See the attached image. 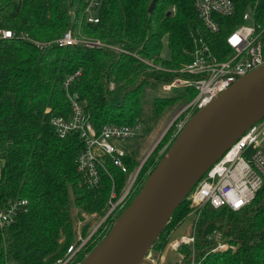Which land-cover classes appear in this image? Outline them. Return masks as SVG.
<instances>
[{"label": "trees", "instance_id": "1", "mask_svg": "<svg viewBox=\"0 0 264 264\" xmlns=\"http://www.w3.org/2000/svg\"><path fill=\"white\" fill-rule=\"evenodd\" d=\"M152 1L102 0L99 23L89 24L83 18L86 0H0V28L39 42H54L71 30L75 37L97 39L130 53L83 45L38 49L28 41H0V199L28 202L15 223L0 230V264H50L65 257L73 244L80 243L73 209L81 223L85 216L104 218L111 207L113 187L117 201L130 174L141 165L129 154L124 159L128 173L108 163L112 178L103 173L97 190L85 183L77 164L83 150L79 135L60 138L52 125L55 117L72 113L64 88L68 78L80 72L70 83V91L79 96L97 131L107 124L143 123L144 96L184 77L178 71L192 61L195 40L204 39L224 59L226 34L241 23L245 5L244 0H235L237 16L222 20L221 32L213 35L190 0H158L149 13ZM165 40L169 59L162 57ZM140 58L172 72L150 67ZM116 96L121 101L114 103ZM175 102V97L157 95L155 112L162 113ZM175 130L174 123L141 167L126 207L105 219L74 264L85 260L140 193L171 147ZM188 197L156 241L155 251H163L172 231L190 218ZM89 228V222L82 226L83 237L91 234ZM195 240L193 245L180 246L178 264H189L193 258L198 264H264V186L243 210L206 206L196 225ZM220 244L228 248L219 250Z\"/></svg>", "mask_w": 264, "mask_h": 264}, {"label": "built area", "instance_id": "2", "mask_svg": "<svg viewBox=\"0 0 264 264\" xmlns=\"http://www.w3.org/2000/svg\"><path fill=\"white\" fill-rule=\"evenodd\" d=\"M190 1L205 29L213 35L221 32L222 20L235 18L238 14V6L235 0ZM243 2L245 5L244 12L240 16L241 23L233 31L226 34L227 52H224V59H220L204 39L195 40L194 50L190 52L192 61L178 71L184 77H178L171 84L162 87L165 92H170L180 87L194 88L197 92L196 97L183 108L182 112L174 120L176 130L173 140L176 139L194 114L208 107L220 94L228 91L240 78L264 66V0H244ZM86 3L87 8L83 18L89 24H98L100 21L98 11L102 0H86ZM16 39L28 41L38 49H47L53 45L63 49L83 45L89 48H110L121 53L130 54L122 48L110 47L97 39L75 37L71 30H68L54 42H39L31 39L27 34H18L13 30L0 28V41ZM140 59L150 67L164 72H172L155 65L153 61ZM79 75L80 72H76L64 84L66 96L72 109L71 115L69 117H55L52 125L60 138L64 139L72 134L79 135L83 150L80 152L77 161L78 171L82 174L85 183L90 188L97 190L100 187L103 173L111 177L108 163L122 170V172L128 173L129 169L124 159L130 154V151L126 141L134 138L138 131L143 129V123L138 120L132 125L107 124L97 131L79 96L70 91V83ZM145 159L141 161V165L134 173L129 176L124 193L117 201H114L116 193L113 187L110 201L111 207L101 224L115 210H123L126 207ZM263 186L264 118L247 131L210 168L191 191L188 198L192 209L190 216L192 217V232L190 235H184L174 241L172 247L178 250L182 245L190 246L195 243L196 225L201 212L206 206H211L214 210L223 208H229L232 211L243 210L256 199L258 192ZM27 204L26 200L5 203L0 199V230L15 223L19 213L26 210L24 208ZM97 229L92 230L89 236H92ZM76 235L80 243L72 245L65 257L50 264H74L76 255L85 247L88 241L81 237V229L79 227ZM227 248L228 246L225 244H220L218 247L219 250ZM162 253V251L152 249L145 256L142 264H159ZM189 264L198 263L193 258Z\"/></svg>", "mask_w": 264, "mask_h": 264}, {"label": "water", "instance_id": "3", "mask_svg": "<svg viewBox=\"0 0 264 264\" xmlns=\"http://www.w3.org/2000/svg\"><path fill=\"white\" fill-rule=\"evenodd\" d=\"M263 118L264 66L191 117L140 193L81 264H142L198 182Z\"/></svg>", "mask_w": 264, "mask_h": 264}, {"label": "rangeland", "instance_id": "4", "mask_svg": "<svg viewBox=\"0 0 264 264\" xmlns=\"http://www.w3.org/2000/svg\"><path fill=\"white\" fill-rule=\"evenodd\" d=\"M170 56H171V52L168 46V42L165 40L162 49V57L165 59H169ZM157 95L169 97V98L175 97L177 99V102L169 105L166 109L163 110L162 113L157 114L154 108V98ZM196 95L197 92L194 88H185V87L176 88L170 92H165L163 91L162 88H158L156 91L149 90L147 94L144 96L143 129L138 131L137 135L134 138L126 141V145L128 146V150L130 151V154L134 155L137 158V160L143 161L151 153L155 145H158L162 135H164L168 131V129L172 126L171 124H173L176 117L182 112L183 108L190 101H192L196 97ZM112 101L114 103L121 101V96H116L112 98ZM163 151H165V148ZM163 151L160 153V155L163 154ZM73 215L76 222L75 223L76 229L78 227L82 229V226H84L86 223L89 222V224L91 225V229L90 228L89 229L94 230L99 227V225L103 220V218H100L97 215L87 216L85 217V221L81 223L80 221L77 220V211L75 208L73 209ZM113 225L111 226L110 229H112ZM191 232H192V217L185 219L177 227V229L172 231L170 235V241L162 251L163 252L162 258L159 264H178L181 256L178 250H175L172 247V244L176 239H179L181 236L184 235H190ZM108 234L109 233H107V235ZM106 236L101 237L100 240L97 241L98 244L93 248V250L104 240V238H106ZM89 238L90 236L83 237L84 240H89ZM90 249L91 248L89 246L88 250ZM91 252H89L87 256Z\"/></svg>", "mask_w": 264, "mask_h": 264}, {"label": "flooded vegetation", "instance_id": "5", "mask_svg": "<svg viewBox=\"0 0 264 264\" xmlns=\"http://www.w3.org/2000/svg\"><path fill=\"white\" fill-rule=\"evenodd\" d=\"M174 123V122H173ZM166 134V133H165ZM153 152V151H152ZM152 152L149 154V156L152 154ZM101 225V224H100ZM99 228V227H98ZM91 237V236H90ZM90 239V238H89Z\"/></svg>", "mask_w": 264, "mask_h": 264}, {"label": "crops", "instance_id": "6", "mask_svg": "<svg viewBox=\"0 0 264 264\" xmlns=\"http://www.w3.org/2000/svg\"><path fill=\"white\" fill-rule=\"evenodd\" d=\"M181 237H182V236H181ZM176 240H178V239H176ZM176 240H175V241H176ZM180 259H181V257H180Z\"/></svg>", "mask_w": 264, "mask_h": 264}]
</instances>
